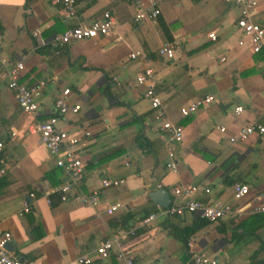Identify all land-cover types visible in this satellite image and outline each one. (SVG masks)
Masks as SVG:
<instances>
[{
	"label": "crops",
	"instance_id": "0c3cea01",
	"mask_svg": "<svg viewBox=\"0 0 264 264\" xmlns=\"http://www.w3.org/2000/svg\"><path fill=\"white\" fill-rule=\"evenodd\" d=\"M146 3L75 0L76 14L65 18L53 0H0V228L13 236L11 253L32 264H69L81 254L85 264H126L93 252L103 240L118 238L136 264H191L192 255L203 253L222 264H264V213L226 215L203 225L185 244L178 237L198 218L192 213L142 223L161 208L149 199L159 189L168 192L169 202L175 187L192 185L196 190L178 201L235 204L233 185L245 183L249 192L238 205L264 201V134L229 141L248 122L264 125V50L252 52L244 38L237 45L239 9L224 0H162L155 19L135 21L138 5ZM105 10L115 18L111 33L57 48L48 44L53 34L87 24ZM252 18L264 25V0H254ZM35 29L40 33L33 38ZM165 42L173 47L171 59L157 52ZM136 51L146 62L130 57ZM16 61L24 65L20 81H45L35 114L24 112L6 86L5 74ZM145 65L154 69L164 117L183 131L175 170L166 167L168 137L152 119L144 87L135 82ZM63 88L80 105L75 115L55 108ZM206 95L213 100L181 116L182 106ZM49 117L79 138L74 150L84 165L83 189H100L96 206L58 198L55 189L67 175L39 135L28 132L29 125ZM102 179L123 182L103 188ZM114 204L118 208L106 213Z\"/></svg>",
	"mask_w": 264,
	"mask_h": 264
},
{
	"label": "built area",
	"instance_id": "2783aa9c",
	"mask_svg": "<svg viewBox=\"0 0 264 264\" xmlns=\"http://www.w3.org/2000/svg\"><path fill=\"white\" fill-rule=\"evenodd\" d=\"M162 0H147L146 5L139 4L135 21H142L146 18L155 19L160 13L158 8L159 2ZM231 3L234 7H238L239 16L236 20V27L240 31L241 39L238 40L237 45H242L246 39L249 48L252 52L258 53L264 50V25L255 21L252 18V9L254 0H224ZM60 4V12L65 18H72L76 14L75 0H53ZM115 28V18L110 11L105 10L101 17L91 20L87 24H78L72 29H66L63 32L53 34L49 41L52 48H57L61 45L72 43L78 40L94 38L99 35H106L111 33ZM40 33L39 29H35L31 36L34 38ZM208 37L214 39L215 35L209 33ZM1 46V36H0ZM159 55L167 59L174 57V50L172 45L165 42L157 48ZM132 59H140L142 63L146 62V57L139 52H131ZM24 65L20 61H16L9 66L5 74L6 86L9 88L18 104V106L28 114H35L38 110V98L45 86V81L42 79L36 80L31 84H26L19 80ZM154 69L151 65L143 66L139 73L135 76V82L144 87V95L149 99L151 109L153 111L152 119L158 122L159 129L168 137L167 162L166 167L175 170L176 167V147L175 145L181 142L183 137L182 128L175 123L167 120L164 117L165 104L160 96L154 90L153 82ZM55 99V108L61 115H75L80 109V105L71 103L69 95L71 94L68 88H63ZM213 100L212 95H206L199 98L195 102H191L187 106L180 108L181 116H187L197 112L201 105L209 103ZM242 106L235 109L236 114L242 111ZM55 118L49 117L43 121H36V123L29 125L28 132L39 135L40 142L45 145L48 150L54 155L55 165L60 167L67 175L66 180L55 189L59 193L61 201L69 200L75 204H83L88 206H96L99 203L98 188L85 191L83 189L85 175L84 165L74 148L79 142V138L70 136V134L55 126ZM219 130L225 131L224 126H219ZM253 133L264 134V125L257 122H248L241 126L239 131L234 135L229 136V141L233 144L245 140ZM83 134L89 135L88 132ZM3 142L0 140V152L3 149ZM4 169L0 168V175L3 174ZM123 180L110 181V179H102L101 187H117ZM196 187L192 185L184 187H175L173 192L175 200L169 202L166 207H161L156 213H149V215L142 220L143 224H148L161 216H183L186 213H192L198 218H204L209 221H217L226 215H233L240 217L243 214H257L264 213V201H258L250 205H238V202L246 196L249 192L247 184L236 183L233 185L232 199L235 204L225 202L218 199L209 200L208 202H200L192 199H182L178 201V196H187L194 192ZM118 208V204L109 205L105 208L106 213L112 214ZM28 206L23 204L22 212H26ZM13 240L11 232L0 228V264H32L23 258H19L11 253L7 248V244ZM119 239L112 238L103 240L95 248L93 252L101 258H109L114 255L117 259L123 260L126 264H136L133 261L128 249L119 247ZM87 261L86 254H81L72 263L69 264H85ZM191 264H222L216 257H208L203 254H194L191 257Z\"/></svg>",
	"mask_w": 264,
	"mask_h": 264
},
{
	"label": "water",
	"instance_id": "95a60500",
	"mask_svg": "<svg viewBox=\"0 0 264 264\" xmlns=\"http://www.w3.org/2000/svg\"><path fill=\"white\" fill-rule=\"evenodd\" d=\"M149 196L151 203L155 204L158 207H166L169 204V194L164 189H159L158 191H154L152 193L150 192ZM13 244L14 240L7 244L8 250L11 251Z\"/></svg>",
	"mask_w": 264,
	"mask_h": 264
},
{
	"label": "trees",
	"instance_id": "16d2710c",
	"mask_svg": "<svg viewBox=\"0 0 264 264\" xmlns=\"http://www.w3.org/2000/svg\"><path fill=\"white\" fill-rule=\"evenodd\" d=\"M60 197V195H58V198ZM148 213V212H147ZM144 219V218H143ZM211 221L204 219V218H197L196 221L194 222V224L191 227H185L182 229L181 233L179 234V239L181 240L180 242L185 244L187 239L192 236L193 234H195V232L197 230H199L200 228L203 227V225L209 223Z\"/></svg>",
	"mask_w": 264,
	"mask_h": 264
},
{
	"label": "rangeland",
	"instance_id": "374dc122",
	"mask_svg": "<svg viewBox=\"0 0 264 264\" xmlns=\"http://www.w3.org/2000/svg\"><path fill=\"white\" fill-rule=\"evenodd\" d=\"M83 103V108H84V106H85V103L84 102H82ZM206 256H208V255H206ZM208 257H210V256H208Z\"/></svg>",
	"mask_w": 264,
	"mask_h": 264
}]
</instances>
